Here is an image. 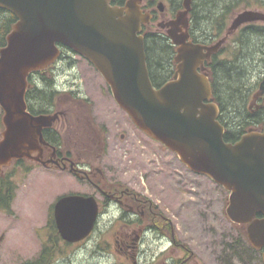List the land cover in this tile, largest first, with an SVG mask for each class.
I'll list each match as a JSON object with an SVG mask.
<instances>
[{
	"label": "water",
	"instance_id": "obj_1",
	"mask_svg": "<svg viewBox=\"0 0 264 264\" xmlns=\"http://www.w3.org/2000/svg\"><path fill=\"white\" fill-rule=\"evenodd\" d=\"M139 1L127 0L119 7L110 0H0V9L16 18L0 48V168L22 158L44 164L41 132L56 115L27 112V77L52 65L60 44L92 64L137 129L175 153L190 171L229 193L226 216L245 226L248 243L262 250L264 262V127L260 132L249 129L234 143L224 141L204 66L238 27L264 20V14L238 13L225 37L203 45L188 40L190 1L185 0L184 10L167 30L175 46L176 71L170 81L154 88L140 34L150 16L141 11ZM259 89L264 94V79ZM97 212L91 197L58 199L53 217L61 239L70 244L86 239Z\"/></svg>",
	"mask_w": 264,
	"mask_h": 264
},
{
	"label": "rangeland",
	"instance_id": "obj_2",
	"mask_svg": "<svg viewBox=\"0 0 264 264\" xmlns=\"http://www.w3.org/2000/svg\"><path fill=\"white\" fill-rule=\"evenodd\" d=\"M242 9L240 6L233 8L224 17L225 27ZM223 32L217 37H222ZM239 33L240 30L233 32L227 38L224 52L218 55L219 60L236 55ZM72 65L74 68L57 62L53 70L55 84L59 89L69 86L77 91L78 85L74 84L79 83L80 78L82 90L91 94L95 102L94 113L99 123L110 128L111 123L117 122L120 128L123 127V131L111 130L109 138L101 135L102 154H108L106 159L110 160L109 150L118 149V157L112 158L113 164L118 165L120 179L143 188L145 194L151 192L146 185L152 186L155 195L164 196V199H158V205L164 206L166 214L173 219L177 238L191 249L193 257L189 264H261V252L248 244L242 226L233 224L224 214L223 200L227 199V192L206 176L191 173L160 143L138 130L116 105L102 77L85 59L74 55ZM57 98L65 100L63 93L57 94ZM1 114L0 110V120ZM2 131L0 121V133ZM120 132L127 133L125 140L120 139ZM108 162L106 167L113 170L115 166ZM1 174V178H10L16 188L11 209L0 212V264H22L33 259L47 241L44 226L50 207L75 186L76 180L67 172L49 171L29 161L21 167L11 162ZM168 189L173 193H167ZM168 195H172L171 199H167ZM119 230L113 228L112 222L101 219L88 239L64 248L68 258L57 264H132L130 260L121 259L114 247L109 246L114 244ZM172 256V250L161 253L160 248L151 245L138 264H164L166 257Z\"/></svg>",
	"mask_w": 264,
	"mask_h": 264
},
{
	"label": "flooded vegetation",
	"instance_id": "obj_3",
	"mask_svg": "<svg viewBox=\"0 0 264 264\" xmlns=\"http://www.w3.org/2000/svg\"><path fill=\"white\" fill-rule=\"evenodd\" d=\"M189 1L190 10L187 14L188 24L186 31L189 35L188 40L192 41V36L198 33L196 31V25L192 26V11L196 1ZM126 2L127 0H110V4L120 7H124ZM184 2L185 0L139 1L138 5L142 12L150 16L149 21L141 25V34L144 38V43L147 40L146 35H150L148 40L155 39V37H162L172 45L167 35V30L169 29L168 24L176 18L178 13L184 10ZM239 6L243 8L241 12L252 10L264 14V0H239ZM233 18L234 16H232L231 21ZM250 26L264 27V20L245 23L241 27H238L236 31L240 30L243 32L246 27ZM228 27L229 25L226 27L225 32H223L222 37L214 39L213 42L210 40L205 44H214L225 37ZM226 42L227 39L222 46ZM222 46L212 57L218 56L217 54ZM61 49L57 62L60 61L62 64L74 68L72 65L74 54L67 49ZM57 62L49 69L33 75L30 85L31 89L34 87L39 88L40 85H43L41 80L43 77L49 80L51 79L56 93L58 95L59 93H63L65 97V100L61 101L56 96L54 98L55 100L53 99L48 102L45 109L34 110L35 116L42 114L56 115L51 126L42 129L44 144H40V146L41 161L44 164H39L28 159L17 161H20L22 164L25 161H29L46 170H60L71 175L76 180L75 186L58 197V199H61L63 196L91 197L95 199L98 214L93 231L98 228L101 219H107L109 223L112 222L113 228L120 229L113 241L114 244L111 243L109 246L111 248L112 246L114 247L121 259L125 261L130 260L132 264H138V260L140 261L141 258H145L149 247L154 245V248H160L161 253L172 250L174 257H166L164 264H189L193 257L191 249L179 237V239L177 238V227H175L173 219L166 214L164 206H161L164 208L163 210L158 205V202H160L158 199H164V196L155 195L152 191V186L146 185L150 187L151 192L145 194L143 188H136L135 186H131L130 182L120 179L117 173L118 165L115 166L113 164L114 160L112 158L114 155L118 157V149L115 150L112 148V150H109L110 160L106 159L108 154H102L103 141L101 135L104 134V137L107 135V138H109L111 130L123 131V127L120 128L121 125L113 121L110 128L105 123H99L94 113V109L96 108L95 102L91 99V94L89 95L82 90L80 78H78L79 83L74 84L78 85L77 91H73L69 86H64L59 89L55 84V79L52 77ZM173 65L174 71L172 75L165 79L161 78L159 84L155 85L156 87H160L172 79L176 70L174 62ZM258 74L251 81V87L246 96L245 108L251 116L257 117L245 122L247 124L245 132L249 129L260 132L264 127V94H261L259 89L260 83L264 79V70H260ZM38 104V101L34 102L35 106ZM1 113L0 121L2 123V110ZM126 134L120 132V139H124ZM172 155L176 160H179L174 153ZM108 161L112 163L111 166H115L113 170H110L108 165L106 167V164L109 163ZM20 163L16 165L21 167L22 164ZM177 171H180V169ZM1 173L2 170L0 171V175H2ZM146 186H144L145 190ZM171 192L168 189L167 193ZM171 197L172 195H168L167 199H171ZM173 199H176L175 196ZM226 201L227 199L223 200L224 205H226ZM151 259L153 258L151 257Z\"/></svg>",
	"mask_w": 264,
	"mask_h": 264
},
{
	"label": "trees",
	"instance_id": "obj_4",
	"mask_svg": "<svg viewBox=\"0 0 264 264\" xmlns=\"http://www.w3.org/2000/svg\"><path fill=\"white\" fill-rule=\"evenodd\" d=\"M195 1L192 26L196 25L198 33L192 36V41L201 44L210 40L213 42L222 34L223 29H226L224 17L230 14L233 8L239 6V0ZM15 20L11 13L0 9V48L5 45V37ZM149 37L150 35H146V63L151 83L156 87L155 85L159 84L161 78L165 79L172 75L175 51L174 46L165 38L155 37V39L148 40ZM239 42L235 51L236 55L231 59L219 60L216 56L205 63L209 71L212 97L219 108L218 121L225 130L223 139L231 143L237 141L245 132L247 127L245 122L257 117L251 116L246 111L245 105L251 81L259 75L260 70H264V55H262L264 53V27H246L243 32L239 33ZM224 50L225 47L222 46L217 55L223 53ZM35 74L32 73L28 77L29 87L25 95L27 108L31 114H34V110L45 109L48 102L53 100L57 94L52 86V80L45 77L41 79L43 85L31 89V78ZM33 101H38L39 104L35 106ZM19 163L20 161L15 162V164ZM15 188L8 177H0V211L8 212L11 209ZM44 231L47 234V241L42 244L33 259L26 260L22 264H57L61 259L68 258L64 248L70 244L60 239L52 212L48 216ZM243 234L245 236V233ZM261 264H264L262 259Z\"/></svg>",
	"mask_w": 264,
	"mask_h": 264
}]
</instances>
